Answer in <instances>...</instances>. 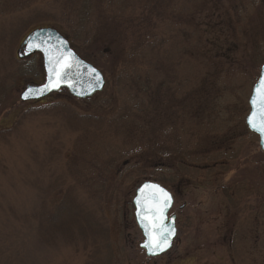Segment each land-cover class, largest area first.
I'll return each mask as SVG.
<instances>
[{
    "label": "rangeland",
    "instance_id": "rangeland-1",
    "mask_svg": "<svg viewBox=\"0 0 264 264\" xmlns=\"http://www.w3.org/2000/svg\"><path fill=\"white\" fill-rule=\"evenodd\" d=\"M186 1L137 0L113 21L117 5L87 0L75 22L70 0H0V264H264V168L245 123L264 65V0H196L181 14L184 26L175 25L171 8ZM192 10L201 27L185 20ZM162 17L169 20L163 31L182 37L188 54L191 38L195 50L200 43L208 63L195 70L191 59L171 62L174 79L166 87L154 78L153 87L144 78L154 71L148 63L127 67L116 59L123 38L134 43L146 36V22ZM40 28L59 30L92 55L106 77L103 93L21 101L26 86L45 80L40 54L18 58L24 38ZM184 102L194 103L192 131L178 111ZM74 114L96 118L86 124ZM145 181L175 199L178 235L159 258L139 247L133 198ZM71 192L75 208L109 232V245L40 239L31 216L42 200L52 208Z\"/></svg>",
    "mask_w": 264,
    "mask_h": 264
},
{
    "label": "trees",
    "instance_id": "trees-1",
    "mask_svg": "<svg viewBox=\"0 0 264 264\" xmlns=\"http://www.w3.org/2000/svg\"><path fill=\"white\" fill-rule=\"evenodd\" d=\"M70 1H71L69 4L70 6L67 7V11L72 13V17H75L76 19L75 22H77L78 20L81 21L84 18L83 15L88 11V9L86 8L87 0H70ZM110 2L111 4H115L118 7L117 11H113V13L111 14V18H113V21H115L117 20L118 15H125L128 13V11H131V9L135 6V2H137V0H116V1L110 0ZM189 2L193 4L197 1L188 0L184 2L183 6H181V10L179 8L177 9L175 8L173 9V7L171 8V13L173 18L175 20L177 19V21H175V25H183L182 22L180 21L181 14L189 12L190 10ZM106 7L109 10L107 5ZM198 14L200 13L192 10L191 14H184L185 20L195 22L196 25L197 24L196 19L198 18V16L196 15ZM162 18H163L162 20L156 23L152 21V19L149 20V22H146V25H148L147 26L148 32L146 36L139 34L136 37L134 43H131L130 38L127 41L126 38H123L122 39L123 44H121L122 45V51L120 53L121 56L116 59L117 63H124L125 66L127 67L142 66L143 63L144 64L148 63L149 67L153 68L154 71L157 70L159 73L156 75L155 74L152 75V73L154 72L153 71V72H149L147 75L144 76V78H146L147 84L149 82L150 85L153 87L156 86L155 83H157V80L155 79H158L159 77L160 78L158 81L163 79L162 81L164 84L170 81L169 78H171V80L174 79L173 73L175 71L172 70L173 68L172 66H177L175 65L177 63L176 60L181 61L182 58L184 59V57L189 60L191 59L195 70L203 63H208V58L206 54H204L203 48L200 47V43L197 42L196 50L195 48H193L194 44L196 43H194V40L191 38V35H193V37L196 38L198 36V33L190 32V34H188L191 38L190 39L191 51L190 54H188L185 44L183 42L184 39H182V37L179 38L180 36L178 37V35L173 36L163 31L164 30L163 23L161 22L169 21V20L166 19L165 17ZM188 21L187 23H189ZM169 23L171 24V21ZM189 24L191 25V23ZM197 25L201 27V24H197ZM111 31L113 30L111 29ZM174 32L178 33V31H174ZM20 35L21 34L15 37L16 43L17 41H19V37H21ZM120 35L121 33L116 37ZM116 37L113 38L110 37V38L111 40H114ZM76 51L80 54L82 58L95 65V63L92 60L91 54L84 56L80 53L81 51L80 52L78 50ZM195 57L198 62L193 63ZM171 62H172V66L170 64ZM167 85L169 84H166V87ZM157 87L161 88L162 84H159ZM63 92L68 94L67 91H63ZM248 105H249V100H248ZM65 107H62L63 112L70 115L71 114L70 108H65ZM193 107H194V103L184 102L183 105L182 104L180 105V110H178L182 114L181 118H182L183 126L191 131L193 130V127L190 126L193 125V120H194V116H193L194 112L192 109ZM191 115L192 117L189 118V116ZM75 116L76 115L74 114V118ZM95 118H96L95 116L87 115V116H81L78 119H81L85 121L86 124H88V123H92L91 121ZM75 119L78 120L77 118ZM186 121H188V123ZM245 123H246V119H245ZM138 127L139 126L135 124V126H133V130L135 128L138 129ZM260 158L262 159V168H264V153L262 151L260 152ZM105 186L106 183H103L102 187L105 188ZM53 188L54 185H50L48 189L50 190ZM46 203H47L46 201L42 200L40 206L41 210H39V212L36 213L34 216H31V219H36L37 222L39 223L38 224L39 237L45 244L50 245L52 244L53 241L61 237L66 242L69 243H74L77 240H86L93 243L97 242L96 244H98V242L100 241H103V244L109 245V242L105 243L106 241H109L110 238L109 232L107 230L102 229L101 225L96 223L94 224L90 220L91 215L87 213H82V211L80 212L78 208H75L77 204L75 205L76 201L75 198L73 197L72 192L71 195L69 193L64 195L62 201L57 204H54L52 208H49V206Z\"/></svg>",
    "mask_w": 264,
    "mask_h": 264
},
{
    "label": "water",
    "instance_id": "water-1",
    "mask_svg": "<svg viewBox=\"0 0 264 264\" xmlns=\"http://www.w3.org/2000/svg\"><path fill=\"white\" fill-rule=\"evenodd\" d=\"M24 55L40 53L43 57L45 82L43 85H30L21 94L23 102L41 100L53 93L67 90L73 97L84 100L103 92L106 80L104 74L95 66L82 59L71 47L70 42L58 30L53 28L38 29L32 32L23 42ZM70 67H65V65ZM264 77V65L258 82L250 96V112L246 119L248 129L259 138V146L264 153V135L254 130L249 124V117L254 111L252 101H257L256 111L259 113L261 78ZM163 191H160V190ZM167 204L165 206V195ZM135 221L144 238L140 249L149 258H157L168 253L177 238V216L170 213L174 207V198L170 191L161 184L147 181L138 186L133 198ZM163 208L160 212L158 209ZM166 239H163V238ZM159 243V250L155 245ZM151 244L153 251L146 248Z\"/></svg>",
    "mask_w": 264,
    "mask_h": 264
},
{
    "label": "snow or ice",
    "instance_id": "snow-or-ice-1",
    "mask_svg": "<svg viewBox=\"0 0 264 264\" xmlns=\"http://www.w3.org/2000/svg\"><path fill=\"white\" fill-rule=\"evenodd\" d=\"M65 67H70V65L66 64ZM260 86H261L260 89L257 90L261 92L260 101H259V113L256 111L257 101L254 99L252 101L254 111L252 113V116L249 117V124L250 126L253 127L254 130H257L262 135H264V77L261 78ZM160 191L163 190L161 189ZM164 195H165V206H166L167 194L165 193ZM158 211L162 212L163 208L158 209ZM144 246L148 248L150 251H153V246L151 244H145ZM155 247L159 250H162V248H160L159 246V243H157Z\"/></svg>",
    "mask_w": 264,
    "mask_h": 264
}]
</instances>
